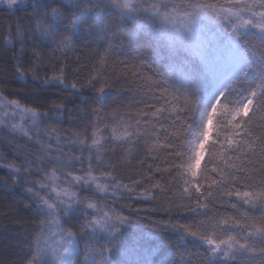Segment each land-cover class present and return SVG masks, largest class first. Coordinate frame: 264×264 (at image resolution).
<instances>
[{
  "label": "snow or ice",
  "instance_id": "snow-or-ice-1",
  "mask_svg": "<svg viewBox=\"0 0 264 264\" xmlns=\"http://www.w3.org/2000/svg\"><path fill=\"white\" fill-rule=\"evenodd\" d=\"M0 4L25 12L0 24V192L26 197L24 264H157L162 247L158 264H264V0ZM121 200L168 213L131 262L143 221Z\"/></svg>",
  "mask_w": 264,
  "mask_h": 264
},
{
  "label": "trees",
  "instance_id": "trees-1",
  "mask_svg": "<svg viewBox=\"0 0 264 264\" xmlns=\"http://www.w3.org/2000/svg\"><path fill=\"white\" fill-rule=\"evenodd\" d=\"M12 11L7 6H0V24H14L17 20L25 17L24 11H15L12 15ZM129 27H132L129 24ZM139 46V45H134ZM93 47H96L95 45ZM103 47V45H99ZM78 50L75 53L70 52L68 59L75 66L77 57L80 58L81 63L88 64L92 57L91 49H82L81 46H77ZM86 71V69H85ZM146 71V70H145ZM13 89L19 87V85L13 83L11 85ZM127 95V94H126ZM0 151L7 152L8 159L12 158V153L7 146L0 148ZM0 175H3V171L0 170ZM26 199L21 194H17L15 200L12 197L7 196L5 193L0 192V264H24L26 251H21L20 245L26 238V231L30 232L32 229L31 223L27 221L30 219L31 214L24 205L20 203L21 199ZM117 207L125 215H131L133 220H136V210L140 209V218L142 223L126 225L124 232L125 235L122 238V243L127 252L126 259L128 261H135L141 258L139 254V248L155 247L160 243L159 240H153L147 237V233L152 231V222L165 219L168 215L166 211H152L156 205L153 203L140 202L136 200H121L118 202ZM187 213L180 214L179 219L181 222L183 216ZM17 216L23 217L25 223L23 225L17 224L15 219ZM170 238H174L172 233L167 234ZM191 248V246H189ZM168 251L166 247H162V253ZM202 251V249H201ZM160 254L152 257L155 260ZM176 259L179 260L180 256L177 254ZM193 264H198L197 260H193Z\"/></svg>",
  "mask_w": 264,
  "mask_h": 264
},
{
  "label": "rangeland",
  "instance_id": "rangeland-1",
  "mask_svg": "<svg viewBox=\"0 0 264 264\" xmlns=\"http://www.w3.org/2000/svg\"><path fill=\"white\" fill-rule=\"evenodd\" d=\"M0 6H7L6 4H0ZM167 251H165L164 253L160 254L154 261L159 262L160 259H162L163 255H166Z\"/></svg>",
  "mask_w": 264,
  "mask_h": 264
}]
</instances>
